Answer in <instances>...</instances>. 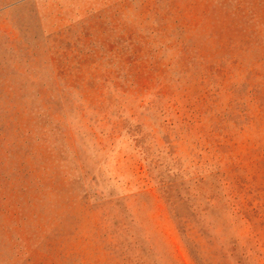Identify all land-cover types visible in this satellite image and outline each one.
<instances>
[{
  "label": "rangeland",
  "instance_id": "rangeland-1",
  "mask_svg": "<svg viewBox=\"0 0 264 264\" xmlns=\"http://www.w3.org/2000/svg\"><path fill=\"white\" fill-rule=\"evenodd\" d=\"M0 264H264V0H0Z\"/></svg>",
  "mask_w": 264,
  "mask_h": 264
}]
</instances>
